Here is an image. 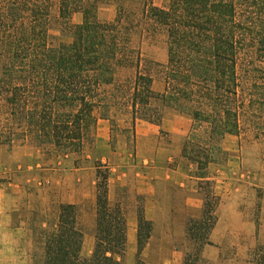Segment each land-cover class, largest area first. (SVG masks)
Instances as JSON below:
<instances>
[{"label":"trees","instance_id":"trees-1","mask_svg":"<svg viewBox=\"0 0 264 264\" xmlns=\"http://www.w3.org/2000/svg\"><path fill=\"white\" fill-rule=\"evenodd\" d=\"M104 3L117 5L112 21L99 19ZM75 13L80 23L71 22ZM54 22L60 35L52 33ZM147 36L166 38V63L143 58L139 42ZM158 75L162 92L154 88ZM114 109L130 113L134 128L140 120L160 125L166 109L191 116L182 156L204 171L222 159L227 135L248 131L260 138L264 0H0V148L33 142L80 152L94 140L99 119L112 121ZM203 124L205 133H195ZM97 168L92 254H81L77 206L61 203L54 227L44 229V264H126L127 218L109 199L111 171ZM196 176L207 192L201 217L187 229L197 250L186 252L182 264L203 261L218 219L214 181L206 172ZM138 220L135 264H145L152 224L141 203ZM245 264H264V241Z\"/></svg>","mask_w":264,"mask_h":264},{"label":"crops","instance_id":"crops-1","mask_svg":"<svg viewBox=\"0 0 264 264\" xmlns=\"http://www.w3.org/2000/svg\"><path fill=\"white\" fill-rule=\"evenodd\" d=\"M191 123L190 116L175 111L166 113L160 125L144 120L136 123L135 155L142 166L136 174L135 190L141 199L145 219L152 224L144 253L154 260H148L147 264H182L185 251L180 245L188 236L189 219L200 218L202 214L205 197L201 187L203 180L191 173V167L180 162ZM108 130V121L98 120L97 154L110 158ZM164 133L170 135L169 140L163 138ZM240 147L238 136L229 134L222 141V148L231 157L239 153ZM230 164L210 163L206 168L208 179L216 184L215 193L221 200L216 211L217 223L210 234L212 244L205 245L204 256L212 248L220 252L221 243L229 237L238 241L243 239L246 227L256 230L255 222L245 220L238 204L239 197H234L231 182L234 176L229 178ZM76 174V182L66 189L61 203L77 206L79 226L84 233L81 254L88 257L95 246L97 187L96 182L92 185L86 183L80 169H76ZM123 176L126 177L125 174ZM128 192L124 189L123 177L116 176L112 171L108 196L111 202H119L124 209L128 225V256H131L138 252L139 220L138 210H130L126 202ZM47 208L49 205H46L45 213ZM128 209L131 213H127ZM23 212L21 189L18 186H0V264H37L38 257L44 261L45 244L42 234L34 228L30 217L33 212L27 210V216L22 217ZM42 228H48L47 220Z\"/></svg>","mask_w":264,"mask_h":264},{"label":"rangeland","instance_id":"rangeland-1","mask_svg":"<svg viewBox=\"0 0 264 264\" xmlns=\"http://www.w3.org/2000/svg\"><path fill=\"white\" fill-rule=\"evenodd\" d=\"M155 1L157 4L162 3V0ZM116 13L117 5L115 3H104L100 6L98 16L102 21H112ZM54 14L56 15L57 12L54 11ZM82 18L81 13H75L71 18V22L74 24L80 23ZM60 30V23L54 22L52 33L60 35ZM139 43L145 60L166 63L168 59V44L164 36H147L141 39ZM125 78L119 77L118 83H125ZM154 88L157 91L164 90V80L159 75L155 77ZM171 111L175 110L166 109L164 116ZM110 115L112 121L106 120L108 121L109 129L107 139L112 152L110 158L105 155L98 156L97 154L96 129L94 131V140L93 138L88 140L83 150L77 153L66 150L60 151L51 144L40 146L33 142H16L13 145H3L0 148V186H18L21 189L24 205L22 217L27 216V210L33 212L30 213V217L34 228L38 229V232L42 234L43 242L46 232L43 230L42 224L47 220L48 231L54 227L62 197L66 189L72 183H75L78 178L76 169H80L86 183L91 185L93 182L97 184L98 179L101 178L98 176L97 165L100 166V171L102 172L109 168L116 176H122L124 189L130 191L127 194L128 197H126V202L130 206L129 209L138 210L141 199L135 190L136 174L142 164L138 163L135 155V128L133 127L130 113L114 109ZM193 123L192 119L186 139L191 134ZM198 128L195 133L203 134L208 126L203 124ZM166 134H163V138L169 140L170 135ZM231 135L240 138L241 147L239 153L235 157H231L222 148L224 151L222 159L212 163L220 165L231 163L229 178L234 176V178H231L234 197H239L238 204L245 220L255 222L256 230L252 227H246L243 239L238 241L234 237H229L228 240H224L221 243L220 252L216 248H212L204 256L203 251V261L200 264H245L254 248L264 241V134L260 138L248 131L242 132L241 135ZM116 151L118 153L114 154L113 152ZM180 162L191 167V173L194 175L206 172L199 168L198 164L191 162L187 158L183 157ZM177 163H174V166ZM124 174L126 177L123 176ZM206 186L207 184L201 185L204 196L207 192ZM212 187L214 191L217 188L215 183ZM46 205L47 207L49 205V209L47 208L45 213ZM129 209L127 213L130 212ZM194 219H199V217ZM194 219H189L188 224ZM180 246L185 251V254L186 252L194 254L197 250V246L189 241L188 236L186 241ZM136 255L134 252L131 256H128L127 247L126 264H135ZM142 259L145 264L148 263V260H154L150 259L144 251ZM36 262L37 264H44L40 257H38Z\"/></svg>","mask_w":264,"mask_h":264}]
</instances>
